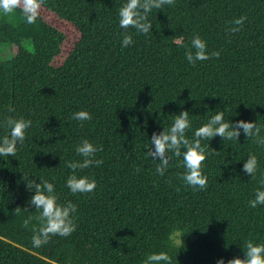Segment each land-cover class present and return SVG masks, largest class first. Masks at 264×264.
<instances>
[{
    "label": "trees",
    "instance_id": "trees-1",
    "mask_svg": "<svg viewBox=\"0 0 264 264\" xmlns=\"http://www.w3.org/2000/svg\"><path fill=\"white\" fill-rule=\"evenodd\" d=\"M125 2L44 0L33 24L19 8L0 13V45L18 46L0 58V138L7 119L32 122L16 157L0 156V264H143L160 251L172 264H227L244 257L246 241L264 243V205H248L264 189V146L254 137L241 129L239 140L201 142L209 145L204 190L178 175L182 156H172L161 176L159 161L146 155L152 134L170 128L183 110L189 139L217 111L226 121H256L264 136V0H175L152 9L147 35L119 26ZM49 15L79 32L66 55L68 34ZM241 16V30L229 35ZM125 31L134 42L122 48ZM196 34L220 56L188 63ZM80 110L92 119H71ZM83 139L101 149L96 159L103 163L76 170L96 188L73 194L68 163L82 160L75 148ZM250 154L258 160L254 177L242 170ZM32 179L53 183L58 203L77 205L75 232L39 248L32 236L40 213L26 187Z\"/></svg>",
    "mask_w": 264,
    "mask_h": 264
},
{
    "label": "clouds",
    "instance_id": "clouds-1",
    "mask_svg": "<svg viewBox=\"0 0 264 264\" xmlns=\"http://www.w3.org/2000/svg\"><path fill=\"white\" fill-rule=\"evenodd\" d=\"M44 0H0V13L4 15L13 14L16 9H20L23 17L28 24L36 22L39 9ZM175 0H126L119 8V26L122 29L134 28L137 34H149L152 29V23L149 20V13L152 9H163L165 5H174ZM246 20L245 16H241L233 20L228 28V34L239 32ZM121 47H127L134 41L132 35L125 31L122 34ZM220 52L207 50L206 42L199 34L193 36L191 47L185 51V58L188 63L195 66L197 61H204L212 58H218ZM9 111H13L10 107ZM71 119L80 122L90 121L92 119L90 113L86 110H80L73 113ZM31 120L24 118H9L5 125L8 129L6 135L0 138V156L8 157L17 155V145L22 144L25 140V130L31 126ZM83 126V123H81ZM191 128L189 119V111L183 110L175 115V119L170 128H164L163 131L154 132L150 142L152 147L146 153L152 160H158L156 172L161 176L169 167L172 156L183 157L182 166L185 171L180 178L186 185L193 190H204L207 188L208 178L203 174L202 166L206 160L208 153L206 148L209 145H202L203 140H211L216 136H220L224 140H239L241 129L246 138L254 137L258 145L264 146V136H261V127L256 121L239 120L232 122L225 120L223 111H217L194 131L191 139L186 136L187 131ZM183 149V151H182ZM98 149L88 139H83L75 148L77 156L82 160L69 162L68 167L72 169V175L66 180V185L73 194L90 193L96 188V181L90 179L87 175L78 176L76 170L86 169L94 164L100 166L102 159H96ZM171 153V155H169ZM258 160L254 154H250L243 164V171L251 177L255 176L257 171ZM139 171V170H137ZM26 180V179H25ZM264 185V180L261 181ZM26 187L34 189V195L31 197L30 203L34 208L39 210L37 219L41 222L38 229L33 228L32 243L33 246L39 248L49 243L53 236L67 237L76 230L74 213L77 212V205L71 201L64 204L57 202L58 197L55 194L54 184L48 180L41 179L37 182L35 179L27 180ZM251 208L258 205H264V189H258L255 192V198L248 201ZM18 210V207L16 208ZM32 217L24 221V227L27 228ZM244 257L236 256L227 261V264H264V243H255L252 240L246 241L244 247ZM172 264L171 257L167 252L149 253L143 261V264ZM217 264H225L223 258L217 261Z\"/></svg>",
    "mask_w": 264,
    "mask_h": 264
},
{
    "label": "rangeland",
    "instance_id": "rangeland-1",
    "mask_svg": "<svg viewBox=\"0 0 264 264\" xmlns=\"http://www.w3.org/2000/svg\"><path fill=\"white\" fill-rule=\"evenodd\" d=\"M48 20H50L53 24H56L60 26L67 34H68V39L65 43L64 47V53L65 55L68 53L70 47L73 45V43L78 39L79 37V32L72 28L70 25H67L66 23L58 20L55 16L49 15ZM25 48L28 50L32 51L33 50V45L31 42L24 43ZM18 46L15 44H2L0 45V58H9L14 56L17 53Z\"/></svg>",
    "mask_w": 264,
    "mask_h": 264
}]
</instances>
